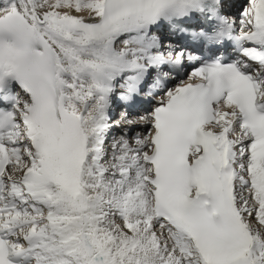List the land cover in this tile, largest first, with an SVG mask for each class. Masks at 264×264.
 Returning <instances> with one entry per match:
<instances>
[{"label": "snow or ice", "instance_id": "snow-or-ice-1", "mask_svg": "<svg viewBox=\"0 0 264 264\" xmlns=\"http://www.w3.org/2000/svg\"><path fill=\"white\" fill-rule=\"evenodd\" d=\"M226 3L0 0V264H264V0Z\"/></svg>", "mask_w": 264, "mask_h": 264}, {"label": "bare ground", "instance_id": "bare-ground-1", "mask_svg": "<svg viewBox=\"0 0 264 264\" xmlns=\"http://www.w3.org/2000/svg\"><path fill=\"white\" fill-rule=\"evenodd\" d=\"M239 1V0H238ZM163 35H166V34H163ZM116 118V117H115ZM115 118L113 120H115ZM119 130H124V129H121V128H113L112 129V133L110 134V138H111V135H116L118 133ZM142 130H145L143 128H139V127H133L131 130H130V133H135V132H142Z\"/></svg>", "mask_w": 264, "mask_h": 264}]
</instances>
